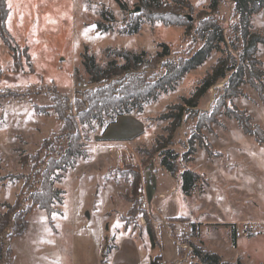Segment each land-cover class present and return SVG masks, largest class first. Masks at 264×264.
<instances>
[{"label": "rangeland", "instance_id": "374dc122", "mask_svg": "<svg viewBox=\"0 0 264 264\" xmlns=\"http://www.w3.org/2000/svg\"><path fill=\"white\" fill-rule=\"evenodd\" d=\"M5 1L9 7L5 24L18 45V62L0 38L1 212L6 210L1 203H12L19 191L31 202L24 186V175L30 174L31 162L27 160L22 165L21 155L35 153L43 139L51 135H57L58 143L66 146L63 121L56 111L51 107L40 111L32 103L52 104V95L56 93L60 100L68 98L66 104L70 109L65 112L75 115L74 99L93 85L84 65L86 57L91 56L102 68L112 61L126 62L119 53L123 50L143 51L144 59L151 60L162 49L161 43H165L169 48L165 60H176L201 44L196 28L209 12L222 26L224 35L220 49H212L201 64L185 72L172 88L160 89L156 97L142 101L140 111L130 107L129 113L141 115L149 128L146 135L129 143L130 147L126 145L123 163L115 153L114 163L105 170L98 160L86 164L78 156L76 167L68 168L60 180L54 181L63 190L62 200L54 202L55 210L50 216L45 209L33 207L27 214L24 232L5 239L12 249L9 264H203L193 253L194 245L204 249L195 243L199 236L224 257L234 258L226 261L229 264H264V143L245 132L229 111L232 106L244 110L250 124L264 130V102L257 82L253 85L245 76L238 86L240 92L222 100L227 76L219 78L200 96L195 107L184 112L173 130L168 146L179 154L178 171L189 167L199 173L189 195L174 176L157 172L155 181L152 174L159 167L166 171L160 164L159 153L152 151L155 139L167 133L170 119L162 114L170 105L181 103L183 96H189L226 51L240 59L243 39L232 0H219L214 12L210 10L211 0H152L165 5L157 10L179 9L190 21L174 24L149 17L155 9L145 7L140 0H123L125 8L115 0ZM133 8H138L135 13L139 12L136 30L128 29L134 17L130 13ZM249 30L264 34L262 11L251 14ZM26 52L32 65L26 60ZM255 57L260 60L257 67L264 77V43L257 44ZM140 69L148 78H152L154 69L159 74L164 72L161 63L154 69ZM110 116L102 113L101 119L95 117L90 124H79L86 156L87 151L95 153L92 143ZM206 116L207 123L197 128V120H205L202 117ZM196 131L217 155L207 153ZM190 147L194 150L192 159L182 158ZM142 158L147 163L143 164ZM145 168L149 174L147 184L155 183L156 189L163 192L162 197L149 202L152 214L162 218L157 220V227L148 210L140 206L139 182L141 169ZM136 173L140 179L137 196L132 198L137 211L131 214L128 210L133 202L128 197ZM15 174L22 176L14 177ZM109 178L114 182L106 183ZM40 179V174L32 179L34 188L39 187ZM173 213L182 216L163 218ZM146 215L154 230V241L147 232ZM197 221L202 223L201 228ZM209 221L213 225L206 224ZM189 224L193 225L192 232L187 230ZM235 228L241 233L236 234ZM219 260L222 261L220 256Z\"/></svg>", "mask_w": 264, "mask_h": 264}, {"label": "trees", "instance_id": "16d2710c", "mask_svg": "<svg viewBox=\"0 0 264 264\" xmlns=\"http://www.w3.org/2000/svg\"><path fill=\"white\" fill-rule=\"evenodd\" d=\"M115 1L120 7L125 8L123 0ZM140 1L145 7L155 9V12L149 15L153 19L161 20L166 24L190 23L185 12H181L179 9L166 12L157 10L161 6H165L162 5V2L155 3L152 0ZM232 2L233 11L239 16V23L237 24L238 32H240V36L243 39V50L240 54V59L236 60L227 51L225 56L218 57L211 70L201 78L199 84L191 94L183 96L181 103L170 105L168 110L162 114V117L170 119L166 126L167 133L158 136L152 146V151H157L160 155V164L170 175L180 181L181 188L185 194L191 193L195 180L199 177V173L189 167H184L178 171L177 158L179 154L172 147L168 146L171 143L173 130L181 122L184 112L191 107H195L200 96L215 84L219 78L226 76L227 80L223 83L226 95L222 97V100L229 96L237 95L240 92L238 86L242 81H245L244 77L247 76L248 81L253 85L254 82H257L255 84L260 92L261 100L264 102V77L262 76L263 72L257 67L260 60H257L255 57L257 44L259 42L264 43V34L249 30L251 14L258 11H262L264 14V0H232ZM218 3L219 0H211L210 10L216 11ZM8 11L9 7L6 1L0 0V38L11 50L13 60L18 62V45L5 24ZM135 11L136 8H133L130 12L134 14L132 21L128 24V29L130 30H136L138 25L139 12L135 13ZM104 16L109 17L105 13ZM196 36L202 39L201 44L191 51L189 55L180 56L176 60H165V57L169 53V48L165 43H161L162 49L157 51L151 60L144 59L145 52L143 51L141 53H134L123 50L119 53L124 56L126 62L118 63L112 61L102 68L93 62L91 56L86 57L84 65L90 74V82L93 85L84 88L81 91V97L74 99L75 115L71 111L69 113L65 112L70 109V106L66 104L68 98L65 96L60 100L59 95L56 93L52 95V104L42 105L32 103L33 107L37 110L45 111L51 107L56 111L58 119L63 121L61 127L63 130L62 134L66 137L67 143L63 147L58 143L57 135H51L43 139L39 149L35 153H23L21 155L20 162L22 165H25L27 160L31 162L30 174L24 175V186L28 188L27 197L31 202L28 203L19 191L12 203H1L6 207V210L0 211V264H9L12 258V249L7 245L5 239H11L24 232L28 223L27 214L30 210L33 207L43 208L46 210L48 216H50V213L55 210L53 206L54 202L62 200L63 190L56 187L54 181L62 178L63 172L68 167L73 166L76 157L86 156L84 142L82 141L83 135L79 129V124H90L95 117L101 119L102 113L109 116L111 113H114L113 116L109 117L110 121L108 123H110L118 115L129 113L131 111L130 107H134L136 111H140L142 101L156 97L160 89L166 90L168 87L172 88L174 83L185 72L201 64L212 49H220V43L224 42L223 28L210 12L206 13L198 23ZM25 56L28 63L31 64L27 52ZM158 63H161V67L164 68L162 74H159L158 70L154 69ZM142 67L154 69L152 78H148L144 74L143 70L140 69ZM227 71H230L229 74H227ZM2 95L3 93L0 92V96ZM229 111L245 132L251 134L259 143H264V130L257 125H251L249 116L244 110L232 106L229 107ZM207 117L209 116L202 117L205 120H201L200 122L198 119L196 127L199 128L205 125L209 119H206ZM195 133L197 134V131ZM197 136L204 144L208 154H218V152L212 149L211 144L203 135L198 132ZM42 151H44L43 155H41ZM193 151V148L190 147L181 157L192 159ZM25 156L26 158L24 159L23 157ZM141 161L143 164L147 163L146 159L142 158ZM37 174L41 175V179L39 187L34 188L32 179ZM13 176L21 177L22 175L15 174ZM135 176L136 179L131 184V197L127 196L133 202L128 210L131 214L137 211L134 198L137 196L140 174L136 173ZM146 220L149 238L151 241H154L155 234L149 217ZM193 253L203 264H229L226 261H220L218 254L215 252H208L199 246H193Z\"/></svg>", "mask_w": 264, "mask_h": 264}, {"label": "crops", "instance_id": "0c3cea01", "mask_svg": "<svg viewBox=\"0 0 264 264\" xmlns=\"http://www.w3.org/2000/svg\"><path fill=\"white\" fill-rule=\"evenodd\" d=\"M148 128H149L148 124L146 123V121L141 115L136 114V113L120 114L116 117V119L113 122L107 123L104 127H102L99 133L96 135V139L92 143V145L95 146V153L92 155L90 151H87V156L85 158L83 157H80V158L86 164L89 161L93 163L95 160H98L101 163L100 166L104 167L106 170L107 166L112 165L114 163V160H115L114 154L117 153L118 158L116 159L118 161H121V163H123L125 161L124 160L125 158L124 150H125L126 145L127 147H130L129 143L146 135ZM78 159L79 157H76V160L73 166H70L68 168H75L79 162ZM147 171L148 170H146V168L141 169L142 177L139 182V190H140L141 197L144 200H146L148 204L147 213L149 217L151 218V221L154 224V226L157 227V223H156L157 220H160L162 218H157L152 214V211L149 210V202L153 203V199L155 197H158V198L162 197L163 192L158 191L156 189L155 183H153L152 186H149L147 184L146 176L149 175L147 174ZM153 172L152 174H154L156 177L155 181L157 179V174H156L157 172L162 173V174L168 173L162 167H159ZM152 174L149 177L150 179H152ZM111 181L114 182V179L109 178L105 182L109 183ZM174 216H182V215H176L175 213H173V214L168 215V217H163V218H171ZM193 221H196V220H193ZM197 222L200 223V228H201L202 223L200 221H197ZM206 224L213 225V222L209 221ZM198 239L195 240V243L200 244L208 252H215L216 254L220 256L222 261H232L234 259V258L233 259L226 258L222 254L213 250L209 246V243L202 237L199 236ZM235 240H234V243L236 242Z\"/></svg>", "mask_w": 264, "mask_h": 264}, {"label": "built area", "instance_id": "2783aa9c", "mask_svg": "<svg viewBox=\"0 0 264 264\" xmlns=\"http://www.w3.org/2000/svg\"><path fill=\"white\" fill-rule=\"evenodd\" d=\"M140 206H141V208L148 210V205H147L146 201L142 197H141ZM162 222H164V221H162ZM187 228H188L187 230L189 232H192L193 229H194L192 224H189ZM235 233L236 234H240L241 233L240 229L239 228H235ZM157 264H162V262H157Z\"/></svg>", "mask_w": 264, "mask_h": 264}, {"label": "water", "instance_id": "95a60500", "mask_svg": "<svg viewBox=\"0 0 264 264\" xmlns=\"http://www.w3.org/2000/svg\"><path fill=\"white\" fill-rule=\"evenodd\" d=\"M138 8H136V10H137Z\"/></svg>", "mask_w": 264, "mask_h": 264}]
</instances>
